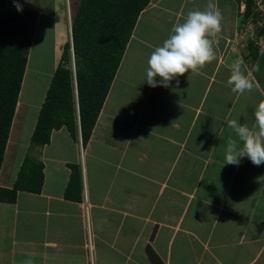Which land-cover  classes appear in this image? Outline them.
<instances>
[{
  "label": "crops",
  "instance_id": "obj_1",
  "mask_svg": "<svg viewBox=\"0 0 264 264\" xmlns=\"http://www.w3.org/2000/svg\"><path fill=\"white\" fill-rule=\"evenodd\" d=\"M46 2L58 15L61 3ZM20 4L37 13L35 30L44 7ZM208 4L222 10L221 27L209 33L215 54L167 88L149 86L150 53L190 10ZM244 5L150 0L85 148L81 136L73 139L65 127L53 130L44 146L27 142L46 92L35 100V117L26 127L33 104L20 99V90L0 187L13 188L25 157L42 164L43 184L40 193L17 190L14 203L0 202V264L28 258L34 264H151L146 246L162 264H264V164L245 157L239 166H223L224 145L235 136L230 121L251 127L264 99V27L260 20H243ZM57 15H48L56 26ZM238 59L253 83L244 94L227 84ZM24 130L27 151L18 157ZM72 166L79 178L66 197Z\"/></svg>",
  "mask_w": 264,
  "mask_h": 264
},
{
  "label": "trees",
  "instance_id": "obj_2",
  "mask_svg": "<svg viewBox=\"0 0 264 264\" xmlns=\"http://www.w3.org/2000/svg\"><path fill=\"white\" fill-rule=\"evenodd\" d=\"M241 1L245 4L243 20L251 17L257 21L253 1ZM149 2L79 0L71 19L74 70L68 41L62 46L40 107L31 135L32 146H44L49 142L51 132L61 127L77 139L79 125L81 145L86 147L138 16ZM36 17L37 13L30 8L23 6V11L18 12L14 2L0 0V168ZM78 178V167L72 166L66 197ZM42 184V164L25 157L13 188L0 187V202L14 203L17 190L40 193ZM145 252L151 264H162L150 246H146Z\"/></svg>",
  "mask_w": 264,
  "mask_h": 264
},
{
  "label": "clouds",
  "instance_id": "obj_3",
  "mask_svg": "<svg viewBox=\"0 0 264 264\" xmlns=\"http://www.w3.org/2000/svg\"><path fill=\"white\" fill-rule=\"evenodd\" d=\"M14 6L18 12L23 11V5L15 0ZM221 17L222 10L213 4L190 10L183 22L174 24L168 37L150 53L145 69V82L153 88H167L170 82L179 76L189 71H199L215 54L209 33L221 27ZM242 63V60L238 59L231 66L227 84L233 93L244 94L253 88ZM256 70L259 71L258 66ZM252 120L251 127L248 123L241 124L236 119L230 121L229 126L235 136L230 137L224 145L223 166H239L241 159L245 157L254 165L264 164V99L255 106ZM23 264H34V261L28 258Z\"/></svg>",
  "mask_w": 264,
  "mask_h": 264
},
{
  "label": "rangeland",
  "instance_id": "obj_4",
  "mask_svg": "<svg viewBox=\"0 0 264 264\" xmlns=\"http://www.w3.org/2000/svg\"><path fill=\"white\" fill-rule=\"evenodd\" d=\"M18 2L31 6L35 5L37 6L36 8L44 7L45 9L43 12L44 14L42 15V18L40 20V24L37 25L34 30L32 44L28 50V59L26 65L28 71L24 75L25 81L23 80L21 89L22 93L20 94V99L22 98L24 101H31V103L33 104V107L30 108L29 115L25 121L26 127H30L32 125V122L35 117V112L37 110V108H34L35 100L39 101L40 97L46 92L54 72L53 66L56 55L58 52L61 53L63 44L69 41V22L72 19L78 1L58 0V3H61V9L58 10V15L56 12L57 17L59 16V19L61 21V24L57 25L60 26L59 29L56 28V25L52 24V17H56V15L55 13L53 15V5H49L46 0L43 3L42 0H32V2H26V0H19ZM61 12L63 14L62 18ZM48 15L52 16L51 19L48 18ZM56 32L59 33L57 34ZM37 39L38 41H36ZM22 132L23 133L21 135L19 134V137L20 139H22L21 143H23L24 145L23 140L27 141L28 136L25 130ZM27 142L30 143V141ZM26 151L27 148L25 147V145L20 146L18 149L17 156L19 157L22 153L24 155Z\"/></svg>",
  "mask_w": 264,
  "mask_h": 264
},
{
  "label": "built area",
  "instance_id": "obj_5",
  "mask_svg": "<svg viewBox=\"0 0 264 264\" xmlns=\"http://www.w3.org/2000/svg\"><path fill=\"white\" fill-rule=\"evenodd\" d=\"M253 1V10L258 15V20L260 26L264 27V0H252ZM245 10V5L243 6V12ZM257 20V21H258ZM248 21H253L251 17H249Z\"/></svg>",
  "mask_w": 264,
  "mask_h": 264
},
{
  "label": "water",
  "instance_id": "obj_6",
  "mask_svg": "<svg viewBox=\"0 0 264 264\" xmlns=\"http://www.w3.org/2000/svg\"><path fill=\"white\" fill-rule=\"evenodd\" d=\"M69 42H70V47H71V58H72V68L74 70V60H73V52H72V42H71V21L69 22ZM78 109V108H77ZM79 124V123H78ZM78 132L80 134V128L78 125Z\"/></svg>",
  "mask_w": 264,
  "mask_h": 264
},
{
  "label": "bare ground",
  "instance_id": "obj_7",
  "mask_svg": "<svg viewBox=\"0 0 264 264\" xmlns=\"http://www.w3.org/2000/svg\"><path fill=\"white\" fill-rule=\"evenodd\" d=\"M38 3V2H37ZM40 5V4H39ZM36 41H38V39L36 40ZM37 43V42H36ZM38 81V80H37ZM42 84V83H41ZM43 89V88H42Z\"/></svg>",
  "mask_w": 264,
  "mask_h": 264
}]
</instances>
